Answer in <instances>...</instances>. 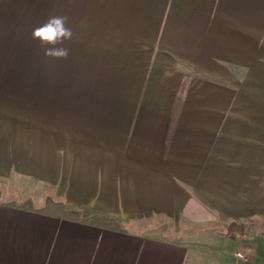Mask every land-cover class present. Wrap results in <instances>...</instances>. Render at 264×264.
<instances>
[{
	"label": "crops",
	"instance_id": "1",
	"mask_svg": "<svg viewBox=\"0 0 264 264\" xmlns=\"http://www.w3.org/2000/svg\"><path fill=\"white\" fill-rule=\"evenodd\" d=\"M8 12L73 32L25 94ZM19 179L0 264H264V0H0V189Z\"/></svg>",
	"mask_w": 264,
	"mask_h": 264
},
{
	"label": "rangeland",
	"instance_id": "2",
	"mask_svg": "<svg viewBox=\"0 0 264 264\" xmlns=\"http://www.w3.org/2000/svg\"><path fill=\"white\" fill-rule=\"evenodd\" d=\"M53 15H63V12H8L11 26L16 23L17 26L11 28L12 37L10 36L11 38L8 40L6 65L3 71L21 74L24 94L35 83L46 84L48 74L62 73L63 59L45 56L44 48L47 46L41 45L38 40L32 37L33 29ZM15 28H17L16 36ZM34 78H38V80H32ZM23 180H12V190L9 192L0 189V200L19 202L29 196L34 185ZM0 188L3 187L0 186Z\"/></svg>",
	"mask_w": 264,
	"mask_h": 264
},
{
	"label": "clouds",
	"instance_id": "3",
	"mask_svg": "<svg viewBox=\"0 0 264 264\" xmlns=\"http://www.w3.org/2000/svg\"><path fill=\"white\" fill-rule=\"evenodd\" d=\"M67 16L53 15L44 23L35 27L32 31V37L46 45L44 55L54 59H66L69 55V49L63 47L65 41L73 38V32L67 26Z\"/></svg>",
	"mask_w": 264,
	"mask_h": 264
},
{
	"label": "built area",
	"instance_id": "4",
	"mask_svg": "<svg viewBox=\"0 0 264 264\" xmlns=\"http://www.w3.org/2000/svg\"><path fill=\"white\" fill-rule=\"evenodd\" d=\"M237 254H238V256H240V257L242 256V253H240V252H238Z\"/></svg>",
	"mask_w": 264,
	"mask_h": 264
}]
</instances>
